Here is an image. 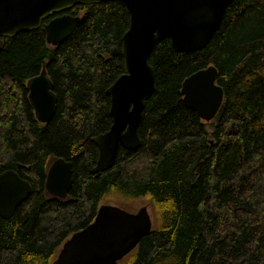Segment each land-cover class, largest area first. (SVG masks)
Instances as JSON below:
<instances>
[{
	"label": "trees",
	"instance_id": "obj_1",
	"mask_svg": "<svg viewBox=\"0 0 264 264\" xmlns=\"http://www.w3.org/2000/svg\"><path fill=\"white\" fill-rule=\"evenodd\" d=\"M66 11L80 18L61 42L46 41L45 18L0 46V172L12 168L31 182L13 214L0 217V264H51L114 195L145 198L154 217L116 264H264V0H233L199 50H175L168 37L154 42L140 145H120L115 163L98 173L92 137L112 121L105 89L124 71L129 14L110 0ZM209 64L223 100L205 121L184 102L181 83ZM43 65L56 94L46 122L36 119L25 84ZM57 157L72 163L65 197L44 185Z\"/></svg>",
	"mask_w": 264,
	"mask_h": 264
},
{
	"label": "water",
	"instance_id": "obj_2",
	"mask_svg": "<svg viewBox=\"0 0 264 264\" xmlns=\"http://www.w3.org/2000/svg\"><path fill=\"white\" fill-rule=\"evenodd\" d=\"M107 0H0V46L3 37L38 27L42 20L46 41L57 44L76 29L80 16L61 12L77 3ZM125 7L129 24L121 37L124 71L105 89L109 95L110 126L92 137L98 148L92 173L110 168L119 146L140 145L138 123L147 98L154 91V69L148 55L154 42L168 37L175 50L193 51L206 46L219 28L226 7L233 0H110ZM61 12V13H60ZM218 71L209 64L185 76L181 83L184 102L205 121L222 103ZM27 97L36 119L48 121L55 112L56 94L43 65L27 78ZM72 183V163L63 157L47 167L48 193L65 197ZM31 192V182L12 168L0 172V217L9 218ZM153 225L145 204L130 211L101 202L92 221L73 231L61 244L51 264H116L132 250Z\"/></svg>",
	"mask_w": 264,
	"mask_h": 264
},
{
	"label": "rangeland",
	"instance_id": "obj_3",
	"mask_svg": "<svg viewBox=\"0 0 264 264\" xmlns=\"http://www.w3.org/2000/svg\"><path fill=\"white\" fill-rule=\"evenodd\" d=\"M210 121H211V119H210ZM104 202L117 204L119 206H122V207L130 210V211H136L140 205L145 204L148 208L149 213L151 214V217H152L151 207L148 205V203H146L145 198H123L122 196L114 195V198L108 199V201H104ZM153 218L154 217H152V221L154 223Z\"/></svg>",
	"mask_w": 264,
	"mask_h": 264
},
{
	"label": "flooded vegetation",
	"instance_id": "obj_4",
	"mask_svg": "<svg viewBox=\"0 0 264 264\" xmlns=\"http://www.w3.org/2000/svg\"><path fill=\"white\" fill-rule=\"evenodd\" d=\"M77 4H78V3H77ZM74 5H76V4H74ZM71 7H72V6H71ZM71 7H70V8H71ZM61 12L69 13V12H67L66 10H63V11H61ZM61 12H60V13H61ZM2 39H3V38H2Z\"/></svg>",
	"mask_w": 264,
	"mask_h": 264
},
{
	"label": "bare ground",
	"instance_id": "obj_5",
	"mask_svg": "<svg viewBox=\"0 0 264 264\" xmlns=\"http://www.w3.org/2000/svg\"><path fill=\"white\" fill-rule=\"evenodd\" d=\"M107 171V170H106Z\"/></svg>",
	"mask_w": 264,
	"mask_h": 264
}]
</instances>
